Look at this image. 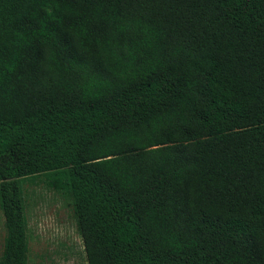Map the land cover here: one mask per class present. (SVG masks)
<instances>
[{
  "label": "trees",
  "instance_id": "obj_1",
  "mask_svg": "<svg viewBox=\"0 0 264 264\" xmlns=\"http://www.w3.org/2000/svg\"><path fill=\"white\" fill-rule=\"evenodd\" d=\"M39 185L87 264H264V0H0V264Z\"/></svg>",
  "mask_w": 264,
  "mask_h": 264
},
{
  "label": "rangeland",
  "instance_id": "obj_2",
  "mask_svg": "<svg viewBox=\"0 0 264 264\" xmlns=\"http://www.w3.org/2000/svg\"><path fill=\"white\" fill-rule=\"evenodd\" d=\"M26 194L29 264H87L71 204L43 185L27 186ZM3 238L0 212V255Z\"/></svg>",
  "mask_w": 264,
  "mask_h": 264
}]
</instances>
